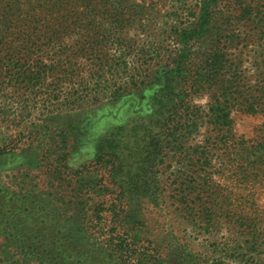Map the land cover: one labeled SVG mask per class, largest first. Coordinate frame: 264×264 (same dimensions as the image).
I'll return each instance as SVG.
<instances>
[{"label":"rangeland","instance_id":"374dc122","mask_svg":"<svg viewBox=\"0 0 264 264\" xmlns=\"http://www.w3.org/2000/svg\"><path fill=\"white\" fill-rule=\"evenodd\" d=\"M207 1L0 0V245L44 230L36 253L66 264H264V0L211 1L181 53Z\"/></svg>","mask_w":264,"mask_h":264},{"label":"trees","instance_id":"16d2710c","mask_svg":"<svg viewBox=\"0 0 264 264\" xmlns=\"http://www.w3.org/2000/svg\"><path fill=\"white\" fill-rule=\"evenodd\" d=\"M214 1V0H211ZM211 1L204 2L202 4V7L200 8V24L197 30H188V33L180 37L179 42L182 44V51L181 53H189L190 48V41L198 35H202L203 31L205 30L208 22H205L207 18L210 17V6ZM204 37V36H203ZM203 46L201 49H205L207 47L206 38H203L200 42ZM200 56H206V58H210V56H213L211 54V50L208 52H201ZM183 58V57H181ZM181 63V61H180ZM179 70V69H178ZM173 71V68L169 71L170 73ZM169 72L165 71V77L169 74ZM214 79L212 78V74L210 71H206L203 69V67L200 65V68L198 67L194 74V81L198 82V85H202L201 88H213L209 83L214 82ZM197 86V85H196ZM198 86V87H199ZM235 87V86H233ZM236 90V89H235ZM232 99V88L224 87L222 88V91L219 94H213L206 107V115L208 116V120L212 125L218 129L224 130L225 128H228L230 124V119L228 115V108L227 102H229ZM209 146V145H208ZM63 150V149H62ZM248 154L251 155L250 158H252L253 162H248L247 165L254 164V162H259L264 159V144L260 145L258 147H251L248 150ZM5 153V148L3 145L0 146V155ZM63 153L65 151L63 150ZM203 155L206 154V152L202 151ZM62 155V151L60 152ZM60 154L58 155V158L60 157ZM206 156H208L206 154ZM65 157V156H64ZM216 156H208V158L211 160ZM63 158V157H62ZM249 158V157H248ZM59 160H61L59 158ZM189 207V206H188ZM189 209H192L189 207ZM207 215L205 213L201 214V216ZM30 218V215H23L20 218H18V223H24ZM31 225V222H29ZM32 230V229H31ZM26 229H18L19 235H21V239L18 240L17 245H15V252H11L9 250V245L7 244H1L0 245V264H66V263H60L59 260L56 258V255H45L44 252L42 253H36V248L32 245V241L39 236V232L45 234L44 230H41L39 232L31 231L30 234H23L25 233ZM83 232H80V239H84L85 237L82 236ZM86 233V232H85ZM33 234V236L31 235ZM71 236V235H70ZM259 240H264V236L256 229V231H253L251 235V241H248L250 245L253 247H256V243H258ZM84 241V248H86ZM260 242V241H259ZM87 244H91V246L95 249L97 246L95 245V242H87ZM48 252V251H47ZM86 252V251H85ZM49 253V252H48ZM87 253V252H86ZM60 255V253H58ZM57 259V261H56ZM146 259V258H145ZM77 264V263H75ZM82 264V263H79Z\"/></svg>","mask_w":264,"mask_h":264}]
</instances>
